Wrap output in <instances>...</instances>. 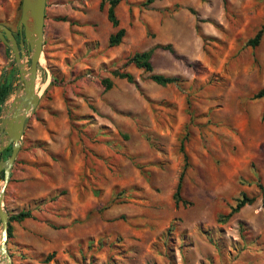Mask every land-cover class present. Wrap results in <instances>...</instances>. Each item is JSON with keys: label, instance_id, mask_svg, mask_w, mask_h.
Instances as JSON below:
<instances>
[{"label": "rangeland", "instance_id": "374dc122", "mask_svg": "<svg viewBox=\"0 0 264 264\" xmlns=\"http://www.w3.org/2000/svg\"><path fill=\"white\" fill-rule=\"evenodd\" d=\"M101 2L47 0L40 102L4 197L32 215L12 223L13 263L264 264V0H121L119 27ZM21 12L0 0L15 32ZM147 51L152 73L129 64ZM12 69L0 41V84Z\"/></svg>", "mask_w": 264, "mask_h": 264}, {"label": "water", "instance_id": "95a60500", "mask_svg": "<svg viewBox=\"0 0 264 264\" xmlns=\"http://www.w3.org/2000/svg\"><path fill=\"white\" fill-rule=\"evenodd\" d=\"M46 9L47 0H22L19 39L16 32L0 24V41L13 51L19 76L15 94L10 98L12 90L0 111V155L12 147L11 156L0 160V177L3 174V185L0 188V264H14L8 249L10 213L4 206V197L21 150L28 117L40 102L37 85L45 39ZM27 49L30 52V63Z\"/></svg>", "mask_w": 264, "mask_h": 264}, {"label": "trees", "instance_id": "16d2710c", "mask_svg": "<svg viewBox=\"0 0 264 264\" xmlns=\"http://www.w3.org/2000/svg\"><path fill=\"white\" fill-rule=\"evenodd\" d=\"M154 1L155 0H148V3H153ZM120 2H121V0H102V2H101L102 8L105 5V3H109L108 19L114 27H119V24H120L119 19L116 16V11H115L116 7L120 4ZM125 36H126V30L124 28H119L114 34L111 35L110 40H109L110 46L111 47L119 46L123 42V39ZM262 36H263V30H261L257 34L255 39L250 41L251 46H253V47L257 46L259 44V42L261 41ZM16 37H17V39H19L18 36H16ZM152 59H153V51L139 52V53H136L135 55H133L129 59V64H133L136 68L143 70L147 73H152L153 72ZM115 75L118 78L126 79L130 83H134V81H135L134 76L129 72L116 71ZM152 80L154 82H156L157 84L163 85V86L173 84V83H176L178 81L177 78L166 77L163 75H153ZM16 81H17V71H16V69H12L10 71V73H8V75L3 78L2 83L0 84V104L1 105L5 102V100L8 98V96L12 93L13 85L15 84ZM104 84H106V87L108 89L112 87V83L109 80H105ZM255 98H264V89L261 90L255 96ZM0 111H1V107H0ZM11 154H12V147H9L6 151H4L0 155V160L8 159L11 156ZM186 167H187V164L185 166V170L183 171V173L180 177V180H179V183H178L175 195H174V199L177 202H179V201L184 202V200L181 197V194H182V190H183V180H184ZM253 202H254V199H251V198L243 195V198L238 201V204L235 207L232 208L231 213H229V215H227V217L233 216L235 213H238L243 207H245L246 205H251V204H253ZM263 207H264V197H263ZM30 217H32L30 212L22 211L18 214H11L10 213L9 238H11L13 235L12 223L13 222H23L24 220H26ZM53 257H54V255L48 256L45 262L51 261L53 259Z\"/></svg>", "mask_w": 264, "mask_h": 264}, {"label": "flooded vegetation", "instance_id": "af4514ba", "mask_svg": "<svg viewBox=\"0 0 264 264\" xmlns=\"http://www.w3.org/2000/svg\"><path fill=\"white\" fill-rule=\"evenodd\" d=\"M15 32V31H14ZM16 36H18L20 38V33L19 31L16 32Z\"/></svg>", "mask_w": 264, "mask_h": 264}, {"label": "bare ground", "instance_id": "6f19581e", "mask_svg": "<svg viewBox=\"0 0 264 264\" xmlns=\"http://www.w3.org/2000/svg\"><path fill=\"white\" fill-rule=\"evenodd\" d=\"M1 232V231H0ZM1 234V233H0ZM3 264V263H2Z\"/></svg>", "mask_w": 264, "mask_h": 264}]
</instances>
